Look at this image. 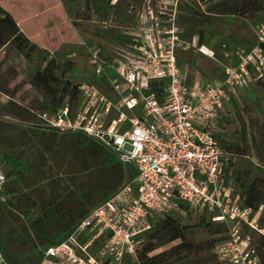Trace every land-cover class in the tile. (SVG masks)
<instances>
[{"label": "built area", "instance_id": "2783aa9c", "mask_svg": "<svg viewBox=\"0 0 264 264\" xmlns=\"http://www.w3.org/2000/svg\"><path fill=\"white\" fill-rule=\"evenodd\" d=\"M119 2L97 11L96 33L84 37L76 28L90 79L77 84L75 101L38 111L34 127L94 141L127 165V179L45 244L37 264H128L154 220L184 212L225 226L214 245L219 259L261 264L252 233L264 235V203H242L235 154L217 128L237 91L264 79V20L252 43L230 41L221 78L190 79L178 51L216 59L213 48L198 36L186 38L166 0H128L123 10ZM5 182L0 168V190ZM0 264H10L2 252Z\"/></svg>", "mask_w": 264, "mask_h": 264}, {"label": "rangeland", "instance_id": "374dc122", "mask_svg": "<svg viewBox=\"0 0 264 264\" xmlns=\"http://www.w3.org/2000/svg\"><path fill=\"white\" fill-rule=\"evenodd\" d=\"M108 1L0 0L1 11L10 10L19 28L33 32L31 37L23 32L14 44L0 45V168L6 175L0 190V252L10 264H37L43 246L65 234L66 223L100 201L117 181L110 168L115 155L94 152L88 139L72 134L49 136L55 152H47L34 127L44 103L62 101L71 85L90 79L88 51L76 28L84 37L96 33L102 25L97 11ZM119 1L123 10L128 0ZM166 3L174 7L186 38L198 36L215 52L216 59L191 48L178 51L190 79L221 78L219 61L230 57H225L233 48L230 41L252 43L257 23L264 20V0ZM50 59L52 88L34 86L31 75ZM217 136L235 154L232 175L237 176V189L251 195L252 203L264 202V79L237 91L218 122ZM127 169L122 166V172ZM123 176L117 185L127 179ZM175 218L184 237L165 242L156 219L143 237L139 258L150 245L154 248L147 256H157L155 264H227L214 251L222 238L216 236L220 225L207 223V216L198 212ZM252 234L255 242L261 235ZM260 243L264 259V238ZM128 261L143 264L145 258Z\"/></svg>", "mask_w": 264, "mask_h": 264}, {"label": "trees", "instance_id": "16d2710c", "mask_svg": "<svg viewBox=\"0 0 264 264\" xmlns=\"http://www.w3.org/2000/svg\"><path fill=\"white\" fill-rule=\"evenodd\" d=\"M1 9H0V45L6 44V43L14 44L13 40H15L19 35L24 34V33L18 27L16 20L13 18L11 13L8 11H1ZM234 10H236V8H234L233 11H228V12L233 13ZM200 41H201V39H200ZM262 45H264V44H262ZM15 46L18 50H21L20 44H15ZM51 61H53V59H50L42 69L35 71L31 75V83L34 86H40L42 88H48V89L52 88V82L55 80V76L51 73V71L49 72L48 64ZM70 67H71V64H70ZM70 90H71L70 91L71 93L69 95L65 96L64 99H68L70 102H73L76 100L77 94H78L77 84L71 85ZM62 101L57 102V103H52V104L51 103H44V106H46L47 104H50L52 107H56ZM38 134H39V138L41 140V144L43 145L44 150L47 152H50V151L55 152L53 150L52 146L50 145V143L48 142V137L52 136L53 138H55L56 135L54 133L45 132V131H40ZM76 136H79V135H76ZM85 139H87V138H85ZM89 148L94 152L95 151H102V152H105L107 154H110V153H108V151H106L99 144H97L91 140H89ZM110 166H111L110 168L112 169V171L117 176V181L112 185V188H114V187H116V185L120 182V180L123 177L122 164L119 161H115ZM236 178H237V176H236ZM4 187H5V185H4ZM241 195H242V203L245 205L256 206L258 203H261V202L252 203L251 195L248 196L247 193H245V191H243V190H241ZM262 203H264V202H262ZM46 209H48V211L50 212V211H52L53 207L49 208V206H48V208H46ZM175 220H176V218L174 216H171V215L161 217L160 219L157 220L156 224L160 228L164 229V231H165L164 233H162L163 238L165 239L164 240L165 242L173 240L175 238H183L184 237V234L181 233L180 227ZM73 223H74V220L67 222L64 228L65 229L69 228ZM207 223H209V224L213 223V224L220 225L221 230L218 232H222L225 230V226L221 223H215V222H211V221H207ZM261 224L264 225V219L261 220ZM218 232L216 233V235L219 234ZM146 234L147 233H145V235ZM261 238H264V235H259V238H257V245H258V250L260 253V257H261V264H264V259H262V254L260 251ZM141 247H142V245H141ZM141 247L138 250L137 255H136V259L138 260V262H139V259H140V261H143V258H145V261H143L144 262L143 264H155L154 260L157 258V256H147V252L150 251L151 249H153L154 247L150 246V245L145 246L143 249V252H142L144 254V257L141 255V257L139 258V255L141 252ZM128 264H130L129 261H128Z\"/></svg>", "mask_w": 264, "mask_h": 264}, {"label": "crops", "instance_id": "0c3cea01", "mask_svg": "<svg viewBox=\"0 0 264 264\" xmlns=\"http://www.w3.org/2000/svg\"><path fill=\"white\" fill-rule=\"evenodd\" d=\"M8 12H10V10H8ZM10 13H11V12H10ZM18 24H19V22H18ZM24 27H25V26H24ZM24 27H23V28H20V29H21L23 32H25V33L28 35V37H31V36L33 35V32L30 33V34L27 33V32H26V29H25ZM24 29H25V30H24ZM4 45H5V44H4ZM83 212H84V211H83ZM83 212H82V213H83ZM82 213H81V214H82ZM81 214H80V215H81ZM80 215H79V216H80ZM74 221H75V220H74Z\"/></svg>", "mask_w": 264, "mask_h": 264}]
</instances>
